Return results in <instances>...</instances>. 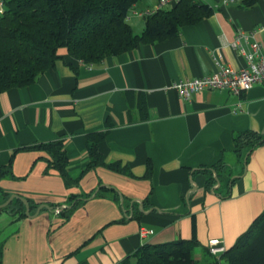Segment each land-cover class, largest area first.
I'll list each match as a JSON object with an SVG mask.
<instances>
[{"label":"crops","instance_id":"crops-1","mask_svg":"<svg viewBox=\"0 0 264 264\" xmlns=\"http://www.w3.org/2000/svg\"><path fill=\"white\" fill-rule=\"evenodd\" d=\"M222 1L209 2L212 14L179 35L100 64L85 65L61 49L33 84L0 92L1 194L52 208L15 224L8 215L2 264H136L140 247L180 239L194 240L195 260L206 264L209 240L230 249L264 211V143L233 153L235 134L264 137V84L241 97L204 91L187 101L175 88L221 66L244 67L231 45L240 33L264 52V0L250 7ZM156 4L141 0L134 9ZM106 129L98 145L104 165L86 170L87 135ZM59 139L77 181L70 187L44 151L29 149ZM221 159L235 179L207 189L200 170ZM72 196L79 204L69 216L56 215ZM142 228L150 233L141 236Z\"/></svg>","mask_w":264,"mask_h":264},{"label":"trees","instance_id":"trees-1","mask_svg":"<svg viewBox=\"0 0 264 264\" xmlns=\"http://www.w3.org/2000/svg\"><path fill=\"white\" fill-rule=\"evenodd\" d=\"M140 1L3 0L4 6L0 12V92L33 84L42 73L54 66L61 49L85 65H94L107 57L132 51L139 45L168 40L179 35L183 27L195 25L209 17L213 11L209 2L220 0H177L174 6L143 17V29L135 33L128 19ZM257 1L240 2L243 7H250ZM137 110L142 113V120L147 118L144 101L138 102ZM107 130L87 135L90 162L86 170L104 165L98 145L105 138ZM233 141V153L239 156L243 151L251 152L264 143V137L248 130L235 134ZM29 149L44 151L49 157L48 167L59 173L67 187L77 182L67 173V157L62 139ZM200 172L206 177L207 189L222 182L228 184L235 179L234 171L228 168L223 159L211 168H202ZM2 175L3 169L0 168V177ZM147 175H150V167ZM0 197L5 202L8 194H1L0 191ZM69 199V207L59 209L58 215L64 219L79 204L74 196ZM29 206L30 210L37 208L31 201ZM8 207H11L12 223H18L26 217L25 206L21 201L13 200ZM3 245L4 241L0 244V264ZM195 247L194 240L180 239L144 245L133 257L136 264H199L193 254ZM222 258L227 264H264V211L226 250ZM206 264H218V260L211 256Z\"/></svg>","mask_w":264,"mask_h":264},{"label":"built area","instance_id":"built-area-1","mask_svg":"<svg viewBox=\"0 0 264 264\" xmlns=\"http://www.w3.org/2000/svg\"><path fill=\"white\" fill-rule=\"evenodd\" d=\"M240 0H223V4L237 2ZM177 0H157V4L152 9L138 12L132 9V14L138 17H145L153 14L157 10L170 8L176 4ZM3 0H0V12L3 10ZM252 35L238 34L232 42V47L244 58L245 65L240 69L229 65L221 66L212 74L181 80L175 84V88L183 100L187 101L194 94L204 91H227L228 93L241 97L256 84H264V52L262 45L256 40H252ZM239 106V105H238ZM59 214V209L55 210ZM145 228L140 230L141 236L149 234ZM227 248L222 240L214 238L207 243V252L218 260V264H227L222 258Z\"/></svg>","mask_w":264,"mask_h":264},{"label":"rangeland","instance_id":"rangeland-1","mask_svg":"<svg viewBox=\"0 0 264 264\" xmlns=\"http://www.w3.org/2000/svg\"><path fill=\"white\" fill-rule=\"evenodd\" d=\"M146 2H148V0H143V4H145ZM143 7V5H141V8ZM139 7V9H141ZM139 11V10H138ZM130 21L133 24V29L135 33H140L142 31V27L144 24V18L143 17H138V16H134L130 14ZM4 203L3 199L0 197V204ZM11 204V203H10ZM9 204V205H10ZM8 206L4 207V208H0L3 211L0 212V244L3 242V240L5 239V237H7L8 234L11 233L12 228H10V225L8 224L9 222V217L8 215H11V207L7 208ZM7 208V209H6ZM12 216V215H11ZM13 222V220H12Z\"/></svg>","mask_w":264,"mask_h":264},{"label":"water","instance_id":"water-1","mask_svg":"<svg viewBox=\"0 0 264 264\" xmlns=\"http://www.w3.org/2000/svg\"><path fill=\"white\" fill-rule=\"evenodd\" d=\"M13 200H19L24 204L25 214H26V217H28V218H32V217L36 216L42 209L52 210V208L49 207L48 205L41 204L37 208L35 214L32 215L31 210H30V206H29V201L26 198L18 196V195H11L4 203L0 204V208H4V207L8 206Z\"/></svg>","mask_w":264,"mask_h":264}]
</instances>
